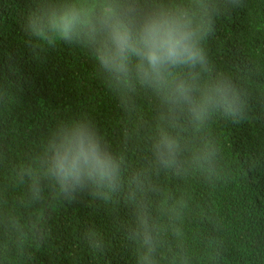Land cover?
Segmentation results:
<instances>
[{
  "label": "trees",
  "instance_id": "obj_1",
  "mask_svg": "<svg viewBox=\"0 0 264 264\" xmlns=\"http://www.w3.org/2000/svg\"><path fill=\"white\" fill-rule=\"evenodd\" d=\"M52 4L91 23L109 8L134 25L179 14L203 62L171 68L163 90L136 57L117 75L82 37L32 33L29 14ZM177 81L196 101L223 81L233 114L209 103L196 119L173 102ZM76 123L119 165L115 188L65 192L48 171ZM161 133L176 144L166 162ZM0 264H264V0H0Z\"/></svg>",
  "mask_w": 264,
  "mask_h": 264
},
{
  "label": "clouds",
  "instance_id": "obj_2",
  "mask_svg": "<svg viewBox=\"0 0 264 264\" xmlns=\"http://www.w3.org/2000/svg\"><path fill=\"white\" fill-rule=\"evenodd\" d=\"M32 33L44 38L46 30L64 40L83 38L95 46L99 64L117 75L126 74L132 57L138 61L139 75L158 90L168 85L171 68L203 62L197 32L179 14L159 10L134 25L113 9H107L95 23L76 5H49L28 16ZM51 42V41H50ZM214 96L205 94L199 101L191 96L192 89L177 81L171 92L174 103H184L196 119L204 116L209 103L233 114L235 98L223 81L213 86ZM175 141L161 133L155 150L161 162L174 155ZM48 171L56 177L65 192H71L85 181L110 188L116 187L119 165L100 145L94 130L85 123L66 127L49 147ZM136 208L135 203L130 213ZM146 226L141 225V227Z\"/></svg>",
  "mask_w": 264,
  "mask_h": 264
}]
</instances>
